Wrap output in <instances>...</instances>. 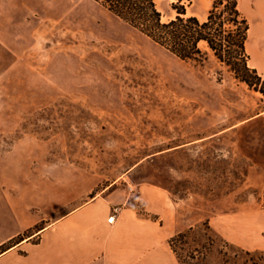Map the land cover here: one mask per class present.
<instances>
[{"label":"rangeland","instance_id":"374dc122","mask_svg":"<svg viewBox=\"0 0 264 264\" xmlns=\"http://www.w3.org/2000/svg\"><path fill=\"white\" fill-rule=\"evenodd\" d=\"M259 1L238 0L249 27ZM181 5L203 19L211 0H156L162 20ZM36 186H59L61 212L157 188L173 234L193 226L173 244L179 264H264L232 241L264 208V96L210 51L182 60L95 0H0V192Z\"/></svg>","mask_w":264,"mask_h":264},{"label":"crops","instance_id":"0c3cea01","mask_svg":"<svg viewBox=\"0 0 264 264\" xmlns=\"http://www.w3.org/2000/svg\"><path fill=\"white\" fill-rule=\"evenodd\" d=\"M254 24L258 32L248 33L245 47L252 68L264 76V0L253 8L250 30ZM32 190L31 198L0 192V264H179L168 244L176 210L159 189H139L137 194L104 190L62 212L59 186ZM137 200H144L145 210L162 223L140 212ZM113 210L110 223L107 216ZM51 213L56 214L48 221ZM245 217V237L236 235L232 241L264 250V208L251 209Z\"/></svg>","mask_w":264,"mask_h":264},{"label":"trees","instance_id":"16d2710c","mask_svg":"<svg viewBox=\"0 0 264 264\" xmlns=\"http://www.w3.org/2000/svg\"><path fill=\"white\" fill-rule=\"evenodd\" d=\"M95 1L182 60L201 62L210 51L229 66L235 78L264 96V79L248 65L245 44L249 22L239 9L238 0H211V7L203 19L186 15L181 5L176 7V14L166 20H162L156 0ZM192 229L193 226H189L168 239L178 262L173 244Z\"/></svg>","mask_w":264,"mask_h":264},{"label":"built area","instance_id":"2783aa9c","mask_svg":"<svg viewBox=\"0 0 264 264\" xmlns=\"http://www.w3.org/2000/svg\"><path fill=\"white\" fill-rule=\"evenodd\" d=\"M115 210H113L108 216H107V221L108 222H112L114 220V217H115Z\"/></svg>","mask_w":264,"mask_h":264},{"label":"bare ground","instance_id":"6f19581e","mask_svg":"<svg viewBox=\"0 0 264 264\" xmlns=\"http://www.w3.org/2000/svg\"><path fill=\"white\" fill-rule=\"evenodd\" d=\"M249 31H250V28H249ZM249 33V32H248Z\"/></svg>","mask_w":264,"mask_h":264}]
</instances>
